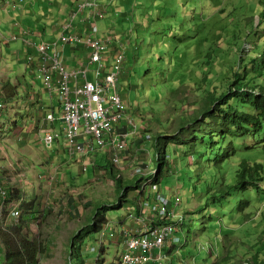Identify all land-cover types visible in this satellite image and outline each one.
I'll use <instances>...</instances> for the list:
<instances>
[{
	"label": "rangeland",
	"instance_id": "obj_1",
	"mask_svg": "<svg viewBox=\"0 0 264 264\" xmlns=\"http://www.w3.org/2000/svg\"><path fill=\"white\" fill-rule=\"evenodd\" d=\"M261 1L262 0H226L224 5V0H220V6L218 9H221L222 7L226 8L227 12L224 14V16H226L231 10L230 5L233 4L235 9L239 11L233 16L237 20H241L244 12L247 16L252 17L251 7L253 6L255 8L256 16L251 23L258 25L257 15L258 9L260 10L261 7ZM98 2L99 4L108 6L110 5L111 0H98ZM122 3H126L125 0H122ZM162 7L163 5L157 3L156 0H128L126 3V17L128 15L129 20L126 19L125 24H123L124 27L126 29L130 28V31H133L135 28L134 19H136V26H140L138 40L141 42L136 44V47H138L140 51L134 55L133 60V65H137L140 71L137 72L136 69H134V72L132 73H137L138 76H140L141 72L144 71L145 73L147 72L148 75H145L144 72H142L144 77H140L139 82L135 83L134 80L130 78V70L125 68L122 75V89L124 88L123 94L126 97L127 114H129L139 126H142L143 130L141 131V134L150 133L152 140L151 142L144 141L137 136L132 138L130 149L132 156L127 159L128 161L126 160L121 163L122 170L111 164L106 165V170H108V172L113 168L116 171L118 170L119 173L117 175H120L122 184L124 182L126 183L122 187L129 185L128 183L133 178L134 170L138 166L137 163L140 162L145 163L144 168L147 175L143 178L144 182L152 181L153 177L151 171L159 166H163L164 161L163 154H160V163L156 161V151L154 149L155 137L159 135L160 132L168 133V135L176 133L181 118L187 120L189 119L188 117L190 114V106L187 108L188 105H186L189 101L186 102L184 109L179 111L176 110L178 105H180V99L185 97L192 102L196 98L193 95V92H191L192 90L188 87V89L183 90L184 92L186 91V93H179V96L176 97L177 100H179V103L174 102L168 94L170 93L171 85L167 84H156L155 88L157 90V96H153L151 93L152 87L155 84V78L159 76L156 75L155 71L161 74L163 72V64L157 63L154 66L149 62H146L150 55L148 52L142 53L141 47L145 46L149 49L150 44L158 38L159 31L153 30V28L147 25V29L142 28L139 24L143 22L140 23L137 19L141 18L145 13L153 14V10ZM129 11H132V13L130 14ZM211 14L212 12L210 15ZM159 16L160 20H157L156 22L162 23L163 19L166 18L163 15ZM210 19L211 18H206V21L209 20L208 23H211L213 20ZM113 22L116 23V27H119V24H121L116 16L111 13L106 14L105 19L99 22V28L102 30V35H105L104 33L106 31L113 29ZM244 22L245 20L242 19V25H244ZM220 23L224 22L220 20V22L215 23L216 30L218 28L216 24ZM235 23H237V21L225 22V24L228 25L227 35L229 36V39L219 43L222 48L219 54L222 57H219L217 62L219 63L218 67L221 68V70L223 69V71L230 70V66L233 69L234 55L231 54V51L235 54V48L232 47L235 43L233 41V35L238 28L233 26ZM240 31L241 29H238V32ZM246 35L247 33L245 36ZM257 35L259 36L258 40L263 38V27L257 30ZM142 36H145L144 39H147V41L142 40ZM241 43H243L244 52L242 53V57H244L245 62L250 58L256 57L258 52L254 51L255 47L263 48L262 46H255L254 38L253 40L247 39ZM207 49L208 44H206L205 53L207 52ZM223 53L225 56H223ZM140 55H145L146 58L138 62L137 60L140 59ZM235 55L240 54L237 53ZM192 56H194V54H192ZM227 58L230 60V65L221 66L220 63H224ZM166 60L169 62V58H166ZM149 65L152 67H148ZM243 65L244 64H242L241 67H243ZM16 68L17 71L15 75H21L20 69H22V67L19 69L18 65H16ZM149 68L151 69L150 72H148ZM237 68L238 67H236V69ZM128 86L131 87L132 90H126V87ZM21 96L24 97V95ZM171 96H175V94ZM162 140V143H164L165 138ZM192 140V135L184 133L183 135L178 136L175 142H170L168 150L173 154L172 159L177 163L178 173L173 174L171 177L161 179L160 181V187L162 190L171 189L173 193L179 192L185 201L184 209L186 211V219L184 230L181 233L174 234V242L168 245L167 251L172 255L169 264H247L255 256L264 260V190L262 189L261 193L251 192L246 194L235 189L232 191L231 197L218 207H204V204L206 203V192H208L209 189L215 191L220 187V180L223 178V170L217 171L216 167H213V169L205 172L204 178L199 180L198 174L201 168V161L199 159V154L196 151L200 149V146L198 145V147L195 148L192 144L190 145V141L192 142ZM263 140L264 137L262 136L234 140V145L239 150L238 156L234 159V162L238 163L240 160H247L252 163H260L264 165V152L257 149L258 147L255 146L256 144L262 143ZM244 147H248L251 150L247 152ZM136 150H141L140 153L148 151L149 155L146 153L144 156L135 159ZM153 153L155 157V161L153 160L154 162L152 161ZM191 153L194 155V161L191 160ZM106 163L107 162H105L103 166ZM232 169L233 168L231 167V171ZM20 172L21 171L11 173V176H16ZM106 175L107 176L104 179L96 176V180L93 183L98 185H92L90 182H86L83 186V190H75L74 187L77 186L70 187V189L74 191L72 194L76 197L75 205L82 212L80 218H74L69 214L70 208L67 203V198H69L71 193H69L68 190H63L62 192L57 191L55 195H53L52 201L54 209L49 208L53 213L49 212L47 206H39L41 213L43 209H48V211L43 217H40L38 225L32 224L31 228H28L29 237L36 242V246L41 244L40 253L37 255L38 264H70L68 252L70 248L73 247L71 242L74 240L75 236H78V239L75 240V244L81 249L82 257H85V264H114L115 257L119 253L120 248H122L123 239L121 237L118 240V237L116 236L115 242L109 245L107 240L110 239V234H105L107 235L105 236L104 231H101L102 225L106 223L107 220L104 218L97 220L99 221L98 231L96 230V222H94L93 218L100 211L102 217H107L108 220L114 221L113 224H115L116 221L126 218L125 216L130 210H132L131 206H134V202H137L139 206L141 203L138 188H134L124 197V199H126V202L122 203L124 207L117 208L120 199L123 198L122 190L119 189V191H115L117 186L114 179L111 176H108L107 173ZM137 179L139 180V178ZM228 184L232 185L233 182H228ZM139 185H141V183ZM96 188H105V191L101 195ZM16 191L19 192L18 190ZM246 197H248L247 200L250 204L248 208L241 213L239 212L240 202ZM58 199L59 201H56ZM89 201L92 202V204H90ZM26 206L28 205H23L22 214L24 213V208ZM128 216L130 218L133 217L131 214ZM128 216L125 220L126 222H131V220L128 219ZM253 218L254 220L252 221ZM18 220L14 223L6 224H1L0 222V229L9 230L15 228V224ZM119 227L122 229L124 228L125 231L126 228H134L132 225L126 227L121 223L115 228L118 232ZM0 242L3 247V253L1 256H3L7 247L2 240H0ZM80 243L82 244L81 247ZM209 249H212V254H209ZM90 252L93 256L100 255L98 262L94 257H87ZM225 257H229L228 263H223L222 259Z\"/></svg>",
	"mask_w": 264,
	"mask_h": 264
},
{
	"label": "trees",
	"instance_id": "obj_2",
	"mask_svg": "<svg viewBox=\"0 0 264 264\" xmlns=\"http://www.w3.org/2000/svg\"><path fill=\"white\" fill-rule=\"evenodd\" d=\"M156 2L162 4L163 7L153 10V14L148 13L142 16V18L147 17L142 21L143 23L147 21L145 23L147 26L159 31L158 38L151 43L152 45L156 43L151 53L163 64V72L155 78V83L171 85L168 94L174 102L179 101L176 97L179 96V93H186L183 90L188 87L196 98L191 102L184 97L180 99V103L178 102L180 105L176 110L184 109V106L188 105L190 114L187 120L181 118L176 133L168 135V133L160 132L154 139L156 161L160 163V154H163L164 157L163 166L155 169L157 174L153 176L154 184L160 185L161 179L178 173L177 163L172 159L173 154L168 150V147L170 142H175L178 136L185 133L192 135L193 140L190 141V145L192 144L195 148L200 146V149L196 151L201 161L199 180L204 178L205 172L213 167H216L217 171L223 170L220 187L215 191L209 189L206 192L204 207H218L231 197L232 191L235 189L246 194L261 193L262 189L264 190V165L247 160L235 163L234 159L238 156L239 150L234 146V140L264 137V37L261 39L263 48H258L260 51L258 57L251 59L243 67H241L242 58H239V63L237 60H233V69L230 66V70L223 71L218 67L217 59L222 57L219 54L222 50L219 43L226 40L228 25L224 24V27L223 25L218 27L219 24H216L218 28L215 29V23L221 20L219 14L226 13L223 7L218 9L220 0H156ZM230 8L232 14L239 12L233 4L230 5ZM251 9L255 12L253 6ZM159 15L166 18L162 23L156 22L160 20ZM258 15L261 28L264 26V10L258 9ZM206 18H211L213 21L208 23L209 20L206 21ZM238 29L240 26H238L233 39L236 37ZM256 31L257 29L253 31L252 35L249 34V39H256ZM206 44H208V49L205 53ZM139 51L140 49L135 47L133 53L137 54ZM133 53L131 57L135 55ZM166 58H169V62ZM220 65H230V60L227 58ZM236 67L238 68L236 69ZM132 72L134 69L129 75L135 83L139 82L140 77H144L142 74L144 71L140 76ZM144 74L148 73L144 72ZM126 90H132V88L128 86ZM151 93L153 96H157V92L153 88ZM173 94L175 96H171ZM187 101H189L188 104H186ZM163 138H165L164 143H162ZM262 144L264 152V140ZM249 150L248 147L245 148V151ZM191 158L194 161L193 153H191ZM118 173L113 168L109 175L115 181L116 190H122L123 198L120 199L117 206V208H121L123 207L122 203L126 202L124 199L126 194L134 188L139 189L140 186L136 179L129 181L128 186L122 187L126 183L122 184ZM228 182H233V184L229 185ZM8 192V200H14L13 192L10 190ZM247 198L240 202L239 212L241 213L250 204ZM25 204L28 206L24 208V213L15 224V228L0 229V240L7 247L3 258H0V264H38L37 255L40 253L41 244L36 246V242L29 237V219H26L25 216L32 208H29L30 202L22 204V207ZM134 206L137 209L139 205L134 202ZM138 214L139 211H137ZM99 218L102 219L100 211L93 218L96 222V230H98L97 220ZM76 239L78 236L74 237L71 242L73 247L68 252L70 264H85V257H82L81 249L75 244ZM0 244L2 245L1 242ZM81 245L80 243V247ZM89 256L96 258L98 262L100 255L93 256L90 252L87 257ZM228 260L229 257L222 259L223 263H228ZM247 264H264V260L255 256Z\"/></svg>",
	"mask_w": 264,
	"mask_h": 264
},
{
	"label": "crops",
	"instance_id": "obj_3",
	"mask_svg": "<svg viewBox=\"0 0 264 264\" xmlns=\"http://www.w3.org/2000/svg\"><path fill=\"white\" fill-rule=\"evenodd\" d=\"M14 1L16 0H0V99L7 103L6 110L0 111V186L13 187V194L16 190L19 191L18 195H21L20 190L24 191V203L30 202L29 208H32L25 216L29 219L30 229L32 224L38 225L40 217L49 208L54 209L52 198L57 191L68 190L71 193L67 198L69 214L80 218L82 212L75 205L76 197L70 187L77 186L74 187L75 190H83L86 182L98 185L93 183L96 176L102 179L107 176L106 173L110 176L106 165H115L109 146L91 156L69 152L61 121L59 94L55 91L50 95L46 90L42 79L38 77L40 59L37 52L30 48L35 42H54L58 39L62 33V20L74 8L77 0H25L22 6L13 9ZM115 1L122 4V0ZM89 18L93 19L85 13L76 24L77 30L84 35H87L85 28ZM26 28H31L33 33L24 36L21 30ZM12 34H19V39L9 42L8 38ZM76 47L69 45L59 49L62 61L70 68L88 63L89 51L82 45ZM113 57V54L109 55L108 61L111 62ZM16 65L19 69L22 67L19 76L15 75ZM89 76L90 80H94L92 72ZM51 113L54 118L47 120V115ZM126 128L121 126L117 131L122 132ZM48 133L58 135L51 145L45 142ZM105 162L107 163L103 166ZM18 171H21L18 175L11 176V173ZM96 189L101 195L105 191V188ZM11 201L13 200H7V204ZM39 206H47L48 209H43L41 213ZM49 212L53 213L51 209ZM125 217L116 221L113 231L111 222L114 221L102 217L107 220L104 224L110 222V228L107 229V232H112L107 240L109 245L115 242L116 236L119 240L122 228L119 227V232L115 228L121 223L126 227L132 225L141 232L145 231L144 223L137 222L134 218H130L133 223L126 222L127 214Z\"/></svg>",
	"mask_w": 264,
	"mask_h": 264
},
{
	"label": "built area",
	"instance_id": "obj_4",
	"mask_svg": "<svg viewBox=\"0 0 264 264\" xmlns=\"http://www.w3.org/2000/svg\"><path fill=\"white\" fill-rule=\"evenodd\" d=\"M83 4L81 8H84ZM73 17L64 28V34L53 44H42L38 47L40 54V75L44 86L50 94L58 92L62 103V122L64 125L65 139L71 154L91 155L98 150L110 146L113 152V161L116 165L122 162V154L129 150L128 138L133 132L126 134H114V128L120 125L125 115L123 112L124 101L118 92V82L123 69V56L116 57L111 65L110 72L101 76L105 71L103 54L110 48L109 40H101L97 37V28L93 27L91 35L82 37L77 33H68L73 29ZM67 32V33H66ZM85 44L90 50L88 65L69 69L60 60L59 49L67 44ZM97 64L94 80H90L89 65ZM4 109V103L0 101V110ZM50 118H52L50 116ZM130 127L136 128L133 121L128 118ZM58 135L48 133L45 142L51 145ZM137 173L142 169L137 168ZM156 189V187H154ZM9 188L0 186V218L9 217L17 219L21 215L15 202L7 204ZM181 202L176 198L175 204ZM168 202L161 196L157 197V203L146 204L151 212L159 216L166 214L174 217V212H168ZM176 217H179L176 215ZM10 220V219H7ZM144 220V218H143ZM143 220H139L142 222ZM146 222V220H144ZM143 221V223H144ZM182 222V218L178 220ZM173 225L154 226L145 225L144 234H135L133 230L124 233V249L120 256L119 264H162L166 259L164 254L168 238L174 232ZM3 248L0 244V256ZM1 258V257H0Z\"/></svg>",
	"mask_w": 264,
	"mask_h": 264
},
{
	"label": "clouds",
	"instance_id": "obj_5",
	"mask_svg": "<svg viewBox=\"0 0 264 264\" xmlns=\"http://www.w3.org/2000/svg\"><path fill=\"white\" fill-rule=\"evenodd\" d=\"M125 2L127 3L128 0H126ZM23 3H25V0H16L12 4V7H13V9H16L17 7L22 6ZM126 3H122V4L119 3V5L122 6L120 8L118 6V2L115 1V0H113V2H111L110 5H108V6H105L104 4H99L98 0H77V3L75 4L74 8L69 12V14L67 15V17L62 20V23H61V29H62L61 35L64 34V28L66 27V25L70 22V20L73 17V21H72L73 29L68 30L67 31L68 33H77V34H79V35H81L82 37L85 38V37L90 36L93 27H96L97 30H98L97 37L100 38L101 40H109L110 48L108 49L107 52H105L103 54V56L105 58V61H104L105 71L101 74V76L106 75V74H108L110 72L111 65L114 63V61H115V59H116L117 56H119V55L123 56V61H122L123 69H122V73H121V76H120V80L118 82V92L122 96L123 101H124V106H123L124 109H123V112H124L125 117H124L123 120H121L120 125L119 126H116L113 129L114 130L113 133L114 134L121 135V134H126V133L133 132V134H131L129 136V138H128V141H129V150L126 151L128 153L124 152L122 154V162L126 161L128 158H131V156H132V154L130 153L131 140H132V138H134V137L137 136V137L141 138L144 141L147 140V141H150L151 142V140H152V136H151L150 133L141 134V131L143 130L142 126H139V124L129 114H127L126 97L123 94V89L124 88L122 89V82H123L122 75L124 73L125 68L130 70L129 71V74H130V72H131L132 69H136V71H138V72L140 71V69H139V67L137 65L136 66L133 65V61L132 60H134V56L131 57V54L133 53V51H134V49L136 47V44L138 42L139 43L141 42V41L138 40V33H139V30H140V26H136V19H134V21H135V24H134L135 25V28H134L133 31H130V28L129 29H126L124 27L123 24H125L126 19L129 20V16L127 15V17H126ZM83 4H86V6L84 8H81V6ZM260 5H261L260 10L263 11L264 10V0L261 1ZM224 9L227 12V9L226 8H224ZM85 13L88 14L90 17L91 16L93 17V19L89 18L87 20V22H86V28L85 29L87 30V35H84V34L80 33L77 30V25H76L77 24V21L81 17V15H83ZM108 13L114 14L116 16V18L121 22V24H119V27L117 26L118 27L117 28L116 27V23L113 22L112 23L113 29H111L109 31H106L104 33L105 35H102L101 34L102 33V30H100V28H99V22L102 21V20H104L105 19V15L108 14ZM129 13L131 14L132 11H129ZM251 13H252V19H251V16H247L245 12L243 13L241 20L242 19L245 20L244 25H242L241 20H237L236 18H234L233 15H235V14H232V11L231 10H230L229 14L226 15V16H224V14H226V13H224V14H221L220 13L219 14L220 19L224 23H220L218 27H220L221 25H223V27H224V24H225L226 21H230V22H236L237 21V23H235V25H233V26H235V27L241 26L240 27L241 31L236 33V37H234V39H233V41L235 43H234V45H232V47L235 48V54L239 53L240 55H235L231 51V54L234 55V60H237L238 63H239V58H242L243 59L241 65L242 64H247V63H249V61L251 59H253V58H250V59H248V61L245 62L244 57H242V53L244 52V48H243V43H241V42L242 41H246L247 39L248 40H253V38L252 39H249V36L252 35V33H253V31L255 29L258 30V28H260L259 27V17H258L259 15H257V17H258V25H255V24H252L251 21L256 16L255 15L256 13L252 9H251ZM145 14H147V13H145ZM247 17H250V18H247ZM141 18L137 19L138 21H140V23L142 21H144V20L147 19V17H144L142 19ZM146 22L147 21H145L144 23H141L139 25H141L142 28L147 29L146 24H145ZM263 28H264V26H263ZM236 31L237 30H235V32ZM127 32H128V34H127ZM21 33H23L24 36H25V35H29V34L33 33V31H32L31 28H26V29H22L21 30ZM246 33H247V35L245 36ZM256 33H257V31H256ZM234 35H235V33H234ZM60 36L58 37V39L60 38ZM144 37L145 36H142V40H144V41L146 40L147 41V39H144ZM258 38H259V36L256 34V39L254 38L255 39V46H262L261 45V39L262 38H260L259 40H258ZM17 39H19V34H12L8 38V41L9 42L16 41ZM228 39H229V36L227 35L226 40H222L221 42L227 41ZM57 40H55L54 42H44V41H41L39 43H36L35 42V43L31 44V47L30 48H33L37 52L36 55L39 57V59L41 61L40 54L38 52V47L41 46L42 44L53 45ZM69 45L70 46L73 45L75 47L77 45L84 46L86 48V50L89 51L88 52V59H89L90 50L88 49V47L85 44L72 43V44L65 45L64 48H66ZM155 46H156V43L154 45L150 44V48L149 49H147L145 46H142L141 47L142 53L148 52L149 55H150L147 58V61L146 62H149L150 64H152L154 66H155V64L160 63L159 59L156 58V57H154V55L151 53V50H153L155 48ZM64 48H61V49H64ZM76 48H78V47H76ZM254 51H257L258 52L256 54V57H258L260 55V51L258 50V48L255 47ZM111 54H113L114 57H113L112 61L109 62L108 59H107V57L109 55H111ZM133 54H135V53H133ZM223 56H225V54ZM59 57H60V60L62 61L61 55H59ZM145 58H146L145 55H142V56L140 55V59H138L137 61L140 62L141 60H143ZM64 64H66V63L64 62ZM86 65H88V63ZM66 66H67V64H66ZM39 67H40V63H39ZM97 67H98L97 64H91V65H89L90 72H92L94 74L96 72ZM148 67L151 68L152 66L149 65ZM67 68L73 69V68H70L68 66H67ZM74 68H77V67H74ZM150 71H151V69H150ZM90 72H89V74H90ZM155 72H156V75H160V73H158L157 71H155ZM38 77L42 79V77L40 75L39 69H38ZM88 77L90 79V76L89 75H88ZM42 81H43V79H42ZM156 84H158V83H155V86L152 87V88L154 89V91L157 92V90L155 88L156 87ZM52 94H54V93H52ZM52 94H50V95H52ZM0 101L4 103V109H1L0 111H5L6 108H7V103L3 99H0ZM59 102L61 103L60 98H59ZM61 107H62V103H61ZM62 114H63V108H62ZM50 116L52 118H54L53 113H51V114H48L47 115V120H51L52 119V118H50ZM128 118L133 121V123L136 126V128L130 127L128 125V123H127ZM61 121H62V115H61ZM121 126H124V127H127V128L126 129H123L122 132H118L117 131L118 130V127H121ZM255 146H257L258 147L257 149H260V150H262V148H263V144L262 143L256 144ZM103 150H98L94 154H96V153H98L100 151H103ZM140 151L141 150H136V154H135L136 157H135V159H137L138 157L144 156V154H146V153L149 155V152L148 151H144L143 153H140ZM94 154H91V155H94ZM111 154H112V161H113V152H111ZM91 155H89V156H91ZM153 160H154V153L152 155V161ZM113 163H114V161H113ZM143 163L144 162L137 163L138 166L135 168L134 174H133V178L130 180V181H134L137 178H139V180L137 179V182H138V185L141 183V185H139L140 187L138 189V192L140 193V195L139 194L138 195L140 197V203L141 204H140L139 207H137V209H136L135 206L134 207L131 206V209L132 210H130L128 212L127 216L129 214L133 215L132 218H134V220H137V222H139V220H143V218H144V220H146V222L143 220L145 225L146 224L147 225L153 224L154 226H159V227L160 226H164V225H173L175 227L174 232L170 235V237L167 240V243H166V246H165V250H164V254L166 256V259L162 262V264H169V260L172 259V257H171L172 255H170L169 254L170 252L167 251L168 245L170 243H173L174 242V239H173V235L174 234L181 233L184 230L185 219H186V211L184 209V207H185V201H184V198L181 197V194L179 192H174L173 193L171 189H169V190H162L161 187H160L161 185L154 184L153 179H152V181H146V182H144V179L143 178L147 174H146L145 168H144L145 163L144 164ZM114 165H115V167H117V168H119L121 170L123 169L122 166H121V164L120 165H116L114 163ZM137 168H141L142 169V172L141 173H137L136 172V169ZM155 169L153 171H151L152 177L157 174V171ZM5 187H7V186H5ZM154 187H156V189H154ZM9 190L11 192H13V193L15 191V189L13 187L10 188V186H9ZM20 192H21L20 193L21 195H18L17 194L18 193L17 191L14 194L15 195L14 198H15V201L16 202L14 200L11 201V202H15L18 205V209L21 211V214H22V204L24 203V191L23 190H20ZM158 196H161L162 198H164L165 200H167V202H168V205H167L168 212H174V217H172L171 215H168V214H166L164 216H159L158 213L153 212V211L151 212L150 211L151 209L149 210L148 208H146V204L147 203H150L151 201L154 202V204H156L157 203V197ZM176 198H180V200H181V202L178 205L175 204ZM137 211H139V214L138 215H137ZM8 214L9 213H7V215L5 216V218H0L1 224H4V223L5 224L6 223H14L16 220H18L21 217V215H20V217H18L17 219H15V218L9 217ZM176 215H178L179 217H176ZM180 218H182V222L181 223L178 222V220ZM7 219H10V220H7ZM128 219H130L129 216H128ZM253 220H254V218L252 219V221ZM143 221H142V223H143ZM111 224L113 225V228H112L111 231H113L114 230V224L112 222H111ZM109 225H110V222L107 223V224H103L102 225V229H104V235L105 234H110V236H112V232L111 231H110V233L107 232V229L110 228ZM126 230H129V229L126 228ZM133 232L135 234H144L145 233V231L144 232H141V231H139L136 228H133ZM123 233H125V229L124 228L122 229L121 236H120V238L122 237V239H123L122 248H120L119 253L115 257L114 264H119L120 256L123 253L124 240H125V238L123 236ZM209 254H212V249H209Z\"/></svg>",
	"mask_w": 264,
	"mask_h": 264
}]
</instances>
